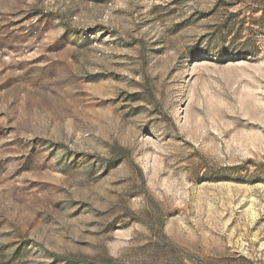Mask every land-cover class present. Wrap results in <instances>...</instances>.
I'll return each mask as SVG.
<instances>
[{"label": "rangeland", "instance_id": "374dc122", "mask_svg": "<svg viewBox=\"0 0 264 264\" xmlns=\"http://www.w3.org/2000/svg\"><path fill=\"white\" fill-rule=\"evenodd\" d=\"M0 264H264V0H0Z\"/></svg>", "mask_w": 264, "mask_h": 264}]
</instances>
